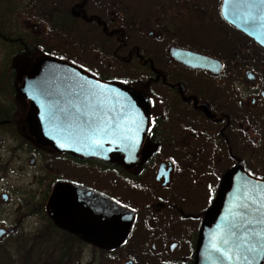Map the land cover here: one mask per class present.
<instances>
[{
    "label": "flooded vegetation",
    "instance_id": "af4514ba",
    "mask_svg": "<svg viewBox=\"0 0 264 264\" xmlns=\"http://www.w3.org/2000/svg\"><path fill=\"white\" fill-rule=\"evenodd\" d=\"M262 12L256 0H0V202L18 195L15 220L0 218L12 229L0 243L45 237L76 259L110 250L118 264H194L224 174L228 204L245 178L264 179V46L238 27L257 24L260 35ZM49 60L127 93L121 116L117 107L95 116L92 96L48 110L78 129L76 143L109 146L104 157L55 150L41 135L54 124L39 118L35 91L29 99L20 87ZM96 128L105 133L86 138ZM81 191L131 212L123 240L103 249L61 222L63 211L75 225ZM246 206L239 197L221 218L241 224Z\"/></svg>",
    "mask_w": 264,
    "mask_h": 264
},
{
    "label": "water",
    "instance_id": "95a60500",
    "mask_svg": "<svg viewBox=\"0 0 264 264\" xmlns=\"http://www.w3.org/2000/svg\"><path fill=\"white\" fill-rule=\"evenodd\" d=\"M248 1L246 0V2ZM256 1L261 2L263 6L262 17L260 18L262 21L260 35L254 34V29H259L254 28L258 27L257 24H249L248 26L245 24V27H243L244 25H237L264 46V2L262 0ZM36 75L39 78L38 81L36 83L23 82L20 91L29 99H32L31 91H35L36 96H34V99L38 101L39 118L45 123L51 120V124H54L41 129V135L50 142L51 147L55 150L69 151L85 156L104 157L103 154L108 153L110 150L109 146H105L100 151L99 144L83 145L76 143L80 139L78 129L74 128L73 130L63 127V119L66 116L62 113H49L48 110L63 106L61 102L66 98L78 99L82 96L89 99L92 96L98 101V105L96 103L95 106L101 108L100 110H105L96 111L95 116L100 113L110 115L112 112L115 114L116 107L118 108L117 115L121 116L122 111L120 108L126 107L122 101L128 99L127 93L119 86L106 87V84L103 85L99 81H95L88 73L79 70L77 67L63 65L51 60L40 62ZM32 84H34V87H32ZM115 90H117V95L114 93ZM106 99L108 102L104 101ZM111 99L113 102L117 99V104L115 102L111 103L109 101ZM87 113L85 111V114ZM89 132V129H87L86 138L92 139H98L100 134L105 133L104 130L96 128L93 132L91 131V133L97 135V137H94ZM229 175L228 172L223 176L218 201L205 212L199 228V240L195 250L194 264L264 263V179L245 178V190L235 195L236 200L233 204H228L224 201L222 185ZM249 186H252V188L247 190L246 187ZM63 190L62 187L58 188L56 200L60 199ZM80 196L81 208L78 211L79 216L75 221V225L69 226L66 223V217L61 214L63 211L58 212L59 219L64 225L80 232L88 242L103 249L125 238L132 218L130 211L87 191H81ZM239 197L242 198V203L247 205L245 222L242 221L241 224L228 223L227 218H221L222 212L224 211L227 214L229 211L230 218L235 210L237 211L234 205L238 203ZM248 203L251 205H248ZM64 209L72 210L70 205H65ZM6 231H12V229L0 228V236ZM257 233L259 235H256ZM248 249H252V251H248ZM245 257H247V260L244 259ZM122 264L129 263L124 262Z\"/></svg>",
    "mask_w": 264,
    "mask_h": 264
},
{
    "label": "trees",
    "instance_id": "16d2710c",
    "mask_svg": "<svg viewBox=\"0 0 264 264\" xmlns=\"http://www.w3.org/2000/svg\"><path fill=\"white\" fill-rule=\"evenodd\" d=\"M97 264H104L102 257L112 258V252L102 251ZM79 260L66 256L64 249L56 247L45 237L33 241L11 240L0 243V264H79Z\"/></svg>",
    "mask_w": 264,
    "mask_h": 264
},
{
    "label": "rangeland",
    "instance_id": "374dc122",
    "mask_svg": "<svg viewBox=\"0 0 264 264\" xmlns=\"http://www.w3.org/2000/svg\"><path fill=\"white\" fill-rule=\"evenodd\" d=\"M17 183H26V180H22L17 179ZM16 199H18V195L14 196V200H12L11 202H6V203H2L0 202V210H1V215L0 218L2 219L3 222H5L6 224L11 223L13 220H15L16 215H15V208H16ZM35 221L33 218H28L22 221L21 227L23 228L22 230L24 231H29L33 225H34ZM5 239H9V238H5ZM11 239V238H10ZM7 240L2 241L1 243H6ZM9 242V241H8ZM100 255L99 254H95V256H91L89 255V253H84L81 258H79V264H97L99 262L100 259ZM146 259L142 258L143 260V264H161L160 261L158 260V258L156 256H145ZM102 261L104 264H118L119 260H117L116 258H106V257H102ZM142 264V263H141Z\"/></svg>",
    "mask_w": 264,
    "mask_h": 264
},
{
    "label": "snow or ice",
    "instance_id": "6c2138e0",
    "mask_svg": "<svg viewBox=\"0 0 264 264\" xmlns=\"http://www.w3.org/2000/svg\"><path fill=\"white\" fill-rule=\"evenodd\" d=\"M262 2H264V0H262ZM256 235H259V233H257ZM225 243H227V241H225ZM248 251H252V249H248ZM244 259L247 260V257H245Z\"/></svg>",
    "mask_w": 264,
    "mask_h": 264
}]
</instances>
